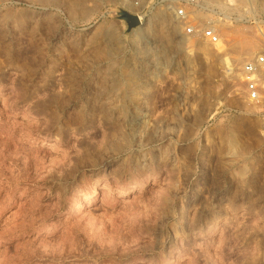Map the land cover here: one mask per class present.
Returning <instances> with one entry per match:
<instances>
[{
	"label": "rangeland",
	"instance_id": "obj_1",
	"mask_svg": "<svg viewBox=\"0 0 264 264\" xmlns=\"http://www.w3.org/2000/svg\"><path fill=\"white\" fill-rule=\"evenodd\" d=\"M5 1L0 264H264V0Z\"/></svg>",
	"mask_w": 264,
	"mask_h": 264
},
{
	"label": "built area",
	"instance_id": "obj_2",
	"mask_svg": "<svg viewBox=\"0 0 264 264\" xmlns=\"http://www.w3.org/2000/svg\"><path fill=\"white\" fill-rule=\"evenodd\" d=\"M174 15L183 21H187L185 30L188 33L198 32L200 36L209 43H215L218 40L217 33L212 27H197L188 22V12L186 7L193 9L200 8V0H168ZM264 54H254L241 66V75L245 85V97L248 101H258L264 96Z\"/></svg>",
	"mask_w": 264,
	"mask_h": 264
},
{
	"label": "bare ground",
	"instance_id": "obj_3",
	"mask_svg": "<svg viewBox=\"0 0 264 264\" xmlns=\"http://www.w3.org/2000/svg\"><path fill=\"white\" fill-rule=\"evenodd\" d=\"M0 12H2V14H4V15H6V17H10V16H14V17H16V18H21V16H23V15H26V16H31V15H33L32 13H25V11H23V10H18V11H14V10H9L8 9V7H7V2L5 1V0H0ZM181 39H183L182 37H180ZM149 42H154V40H152V39H149L148 40ZM147 41V42H148ZM162 49V48H161ZM164 49V48H163ZM245 53H249V51H250V48H245L244 50H243ZM236 59H232V61L231 62H228V60L226 59V66H227V70L229 71V73H232V72H234L235 70V64H236ZM134 66V65H133ZM236 73V72H235ZM234 73V74H235ZM236 75V74H235ZM234 75V76H235ZM139 94V93H138ZM79 204L81 205L82 204V202H80V203H78L77 202V204H75V208L76 209H78V206H79Z\"/></svg>",
	"mask_w": 264,
	"mask_h": 264
},
{
	"label": "water",
	"instance_id": "obj_4",
	"mask_svg": "<svg viewBox=\"0 0 264 264\" xmlns=\"http://www.w3.org/2000/svg\"><path fill=\"white\" fill-rule=\"evenodd\" d=\"M131 19H132L131 23H135L136 22V18L135 17H132Z\"/></svg>",
	"mask_w": 264,
	"mask_h": 264
}]
</instances>
